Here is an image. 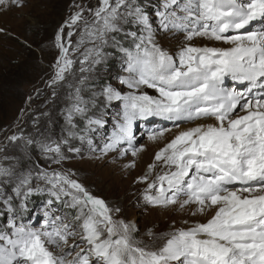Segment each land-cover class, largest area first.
Listing matches in <instances>:
<instances>
[{
  "label": "snow or ice",
  "instance_id": "snow-or-ice-1",
  "mask_svg": "<svg viewBox=\"0 0 264 264\" xmlns=\"http://www.w3.org/2000/svg\"><path fill=\"white\" fill-rule=\"evenodd\" d=\"M158 33L182 36L175 53ZM51 43L46 83L53 98L66 89V128L53 140L17 126L0 141V264H264V0H73ZM110 46L122 54L127 91L93 80ZM109 106L117 108L112 130L97 146ZM150 118L192 125L135 180L145 204L187 218L141 234L74 171L51 165L79 154L78 140L99 147L97 159L130 154L125 167L134 168L144 150L134 127ZM171 131L149 129L147 138L161 142ZM36 148L45 166L21 165ZM38 194L45 200L33 224L29 201Z\"/></svg>",
  "mask_w": 264,
  "mask_h": 264
},
{
  "label": "rangeland",
  "instance_id": "rangeland-1",
  "mask_svg": "<svg viewBox=\"0 0 264 264\" xmlns=\"http://www.w3.org/2000/svg\"><path fill=\"white\" fill-rule=\"evenodd\" d=\"M73 0H23V6H10L7 9L0 6V141L5 135L16 132L17 126L23 129L24 134L36 135L40 130L45 136L53 140L59 139L66 128L65 109L67 107L66 89H57V97L53 98L52 89L47 86L51 75L50 65L56 55L51 40L54 32L69 15ZM79 2V0H78ZM95 3V0H92ZM157 41L169 53H175L182 42V36H173L171 33H158ZM201 39L193 41L200 43ZM219 46V45H218ZM107 59L96 66L92 73L95 84H111L117 88L124 86L119 83V77L126 75L123 71L122 54L111 46ZM230 82L227 85H231ZM149 94L155 95L154 90L146 89ZM31 97V99H29ZM23 110V116L21 111ZM117 108L109 106L106 109V119L109 123L105 130L94 137V144L102 146L104 140L112 130ZM39 118V123L33 126V120ZM137 122L134 133L138 144L153 149L145 162L136 159L134 168H126L133 157L129 154L123 159L117 158L113 162L115 153L102 159L99 147L96 152L89 151L88 145L75 140L73 143L81 149L79 154L68 153L62 167L71 169L76 177L94 195L102 197L109 205L121 208V216L135 223L143 234L148 228L157 233L170 231L172 226L181 227L182 220L187 218L171 208L152 207L142 199L144 185L135 182L136 177L142 175L149 163L152 162L155 152L163 143L189 124L181 123L177 128L173 123L167 124L171 132H165V139L161 142H152L147 138V131L154 128H163L160 118ZM149 124V125H147ZM7 130V131H5ZM39 139V137H37ZM153 144V145H152ZM9 155H20L19 149L8 148ZM144 161V160H143ZM21 165L31 168L33 164L44 167V158L38 148L29 149L28 156L20 161ZM133 191V192H132ZM45 197L35 195L29 201V208L33 209L31 223H36V216L41 215ZM39 226V225H37Z\"/></svg>",
  "mask_w": 264,
  "mask_h": 264
},
{
  "label": "bare ground",
  "instance_id": "bare-ground-1",
  "mask_svg": "<svg viewBox=\"0 0 264 264\" xmlns=\"http://www.w3.org/2000/svg\"><path fill=\"white\" fill-rule=\"evenodd\" d=\"M200 43H211V42L201 40ZM230 82L232 83L231 80H228V81H226V84H229ZM152 119H155V118H150L149 120H147V123L151 122L150 120H152ZM160 121H161L160 124L163 125V128H166L167 127V124H171L172 123L170 121H165V120H162V119H160ZM149 124L152 125V123H149ZM149 124H147V125H149ZM151 148H152V146L145 147V149L138 155L137 158H140V162H145L147 160V157H149L150 152L153 150Z\"/></svg>",
  "mask_w": 264,
  "mask_h": 264
}]
</instances>
